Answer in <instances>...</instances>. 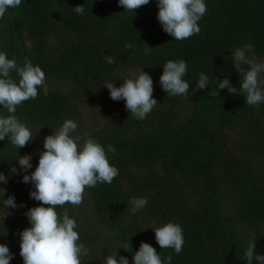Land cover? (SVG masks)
I'll list each match as a JSON object with an SVG mask.
<instances>
[{"label": "trees", "instance_id": "16d2710c", "mask_svg": "<svg viewBox=\"0 0 264 264\" xmlns=\"http://www.w3.org/2000/svg\"><path fill=\"white\" fill-rule=\"evenodd\" d=\"M205 3L200 31L182 40L162 30L156 0L134 14L117 0H21L0 18V51L15 56L18 64L27 58L39 65L48 89L44 95L38 86L37 97L17 105L14 113L34 139L19 149L7 137L0 140V171L9 175L8 183L0 186L7 189L5 198L13 194L24 205L8 206V214L0 209V234L6 230L0 243L16 255L9 264H23L14 220L27 222L22 230L29 227L23 213L41 203L29 197L31 185L21 182L23 173L11 185L20 193L8 189L9 168L18 165L16 153L43 150L38 137L51 134L67 118L77 123L85 104L94 118L99 111L109 120L78 133L77 143L91 135L101 145L112 144L116 151L106 150V155L118 175L111 183L86 186L79 205L56 206L58 215L68 209L77 222L78 242L89 249L81 264H104V256L115 252L132 264L141 241L152 245L161 260L171 255V264H246L244 251L253 238L254 254L264 255V103L245 104L242 95L226 88L211 94L217 83L213 76H226L239 87L241 74L231 63L235 48L251 43L247 54L264 60V0ZM82 4L84 13L78 15L73 8ZM168 59L187 62V96L168 95L160 87ZM140 68L151 76L157 100L143 119L129 114L123 99L112 100L102 85L114 81L119 86L121 78ZM201 72L210 82L196 89ZM10 75L18 80L14 71ZM55 81L66 89L54 86ZM0 114L8 115L2 108ZM32 161L28 172L37 157ZM132 196L147 198L135 214L129 211ZM168 221L183 229L179 254L161 249L154 240L152 229ZM111 229H119L118 234L109 235Z\"/></svg>", "mask_w": 264, "mask_h": 264}, {"label": "clouds", "instance_id": "9594fccd", "mask_svg": "<svg viewBox=\"0 0 264 264\" xmlns=\"http://www.w3.org/2000/svg\"><path fill=\"white\" fill-rule=\"evenodd\" d=\"M149 0H117L124 11L134 14V9L146 5ZM21 4V0H0V18H3L9 9ZM158 9L156 18L162 30L175 40H182L200 31L198 21L206 12L205 0H156ZM75 13L82 15L84 6L73 8ZM128 45H125L127 47ZM253 47L245 43L231 52L232 66L241 74L239 87L232 85L225 76L217 80L215 76L217 95L219 89H227L229 93L243 96L245 104L258 106L264 103V60L257 61L247 52ZM148 48H150L148 46ZM148 48H145L147 52ZM246 65L247 67H243ZM187 70V62L183 59H168L162 65L159 76L160 87L172 96H187L189 83L183 77ZM15 72L18 80L13 79L10 73ZM122 83L114 86V81H105L103 86L108 89L109 97L124 100V106L133 117L145 118L157 104L153 98V81L151 76L137 69L134 77L121 78ZM210 77L207 73H199L196 89H204L209 85ZM38 86L44 95L48 89L45 85V73L39 65H34L27 58L23 64H18L15 56L9 57L5 51H0V108L6 109L8 115L0 114V140L6 137L17 149L25 146L34 139L30 127L22 122L14 113L17 105L38 95ZM195 89V90H196ZM77 123L65 119L59 128L46 135L39 151L38 162L31 172L32 155L18 156L21 182L30 183L29 197L41 203L28 207L23 215L27 218L29 227L19 231V255L23 264H81V257L87 255L89 249L80 240L75 230L77 222L63 208L58 215L56 206L66 203L79 205L83 199L85 187H95L98 183H111L118 175V169L110 164L106 155L116 151L112 144L101 145L96 138L87 135L83 143L78 144L81 138L73 137L72 133ZM10 174H19L16 166L9 168ZM9 175L0 171V185L8 183ZM7 189L0 186V209L7 212L8 206L12 209L23 207L15 201V196L9 194L5 198ZM131 207L129 211L135 214L147 204L143 196L129 197ZM46 205V206H45ZM8 214V212H7ZM4 218V217H3ZM5 230V228H4ZM154 240L160 248H171L175 253L182 251L184 244L183 229L179 223L168 221L152 229ZM6 230L3 234H5ZM119 229L109 230V235L118 234ZM0 234V235H3ZM120 248L128 250V245ZM254 238L248 242L244 251L246 264H264V255L254 254ZM13 254L6 243H0V264H9ZM104 264H129L125 256L117 258L113 255L104 256ZM172 256L167 255L161 260L156 249L147 242L141 241L134 253L132 264H171Z\"/></svg>", "mask_w": 264, "mask_h": 264}, {"label": "rangeland", "instance_id": "374dc122", "mask_svg": "<svg viewBox=\"0 0 264 264\" xmlns=\"http://www.w3.org/2000/svg\"><path fill=\"white\" fill-rule=\"evenodd\" d=\"M135 73L136 72H134V71H130L129 72V76L127 78L134 77ZM54 86H58L61 90H65L66 89L65 84L62 83V82H60V81H55ZM64 87H65V89H64ZM84 107H86V108L81 109L80 118L77 120V128L72 133L73 137H75V135L77 136L78 133H84L85 131H88L93 126V124H95L96 122H97L96 123V126L98 127L102 123H104V122H106V121L109 120L108 115H106V114H104L102 112H99L98 109H96L97 107L94 108V109H95V111H98L96 113L98 115V118H94L95 117V114H93V115L90 114V112H89V105L88 104H85ZM45 136L46 135H43V136H39L38 137V146L39 145H42V142H43V139H44ZM39 151L40 150H37V152H35V154H31L32 155V160L34 158H36V157H37V160H38ZM32 160H31V162H33ZM16 167H17V170H18V173H19V165H16ZM17 175L18 174H12L11 175L12 179H10V182H9V185H8V189L11 192L13 190V192L15 194H19L20 193V188H14V189H12V186L11 185L14 184V182L17 180L16 179V178H18ZM14 221L17 222L16 227H17V229H19V231L22 230L21 229V224L27 226V222L26 221H21V219L20 220L16 219ZM13 257H16V255H13Z\"/></svg>", "mask_w": 264, "mask_h": 264}]
</instances>
